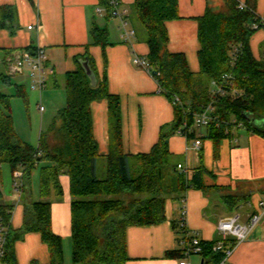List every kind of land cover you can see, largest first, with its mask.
Returning a JSON list of instances; mask_svg holds the SVG:
<instances>
[{"label": "trees", "instance_id": "16d2710c", "mask_svg": "<svg viewBox=\"0 0 264 264\" xmlns=\"http://www.w3.org/2000/svg\"><path fill=\"white\" fill-rule=\"evenodd\" d=\"M224 3L226 8L221 10L209 5L206 14L198 19L201 49L197 73L190 70L184 54L169 50L166 24L181 18L179 0H135L132 5L129 22L135 37L148 45L145 59L150 73L159 83L161 94L174 103L176 112L175 122L162 129L159 142L148 154H125L121 100L110 94L107 78L92 86L82 67L64 76L67 104L41 133L37 148L19 136L12 97L0 92V181L3 168L9 167L15 178L14 187L27 197L33 191V171L40 167L42 198L27 205L22 229L13 232L10 222L14 206L5 203L0 189V223L8 227L5 263L18 264L15 243L26 234L40 233L49 248L51 264H64L63 240L52 229L50 198L55 195L62 199L61 176L68 174L74 264H128V228L159 225L166 219L165 204L169 198H178L190 189L209 190L203 180L205 169L191 174L179 170L169 149L172 135L181 131L190 137L195 115L213 105L212 114L219 122H212L208 130L217 151L221 141L231 137L225 135V130L234 119L243 122L249 132L264 137L263 128L243 119L247 116L264 122V51L261 49V57L257 58L251 49L253 36L264 30L263 21L254 8L245 6L241 10L238 0ZM100 7L107 18H113L111 0H100ZM12 10L8 6L2 8L1 26H10L14 31L11 23H6ZM91 37L93 45L103 49L111 45L105 28L94 26ZM27 51L35 53L36 49ZM3 52L0 50V55ZM88 60L97 74L94 60L90 56ZM224 76H229L233 85L225 88V96L215 99L212 82H221ZM3 80L10 83L9 77L4 76ZM17 91L19 97L27 100L26 87H18ZM236 93L243 96L237 98ZM102 100L109 102L110 115L111 147L105 158L99 154L91 109L93 103ZM101 162L105 167L103 176L99 174ZM17 172H22L20 178L15 176ZM216 242L202 243L205 263L222 261L223 255L213 251ZM183 257L180 252V259Z\"/></svg>", "mask_w": 264, "mask_h": 264}, {"label": "crops", "instance_id": "0c3cea01", "mask_svg": "<svg viewBox=\"0 0 264 264\" xmlns=\"http://www.w3.org/2000/svg\"><path fill=\"white\" fill-rule=\"evenodd\" d=\"M122 10L131 11L135 0H121ZM241 5L252 7L264 19V0H238ZM225 9L224 0H179L180 19L166 24L169 33V50L187 57L192 72L200 71L199 22L208 6ZM13 8L6 23L1 26L2 8ZM100 0H0V50H4L3 63L18 52L43 49L53 69L48 83L64 82L67 73L77 72L82 62L90 56L95 63L97 79L108 80L111 95L121 100L123 150L128 155L151 152L159 142L162 129L175 122L174 103L160 92V86L147 70L135 65L136 57L146 58L149 47L145 41L123 39L121 21L99 14ZM102 9V8H101ZM94 26L109 32L111 45L103 49L93 45L91 31ZM31 27V28H30ZM264 30L251 40L255 57H261ZM10 53L6 55V52ZM89 61V60H88ZM96 74V75H97ZM53 85H56L54 83ZM49 84L47 85V87ZM46 89V88H45ZM44 89V90H45ZM93 131L104 158L110 154L109 102L102 100L92 104ZM61 110V109H60ZM44 132V131H42ZM190 137L181 131L169 139V149L175 164L182 165L188 173L205 169L204 184L207 192L190 189L178 198H169L165 204V221L155 226L130 227L127 230L128 264H178L181 246L179 224L186 209V224L190 234L198 232L204 243L219 239L218 224L234 215L242 224L264 211V137L248 130H233L231 137L221 141L219 149L209 136L208 128L192 127ZM197 140L201 147L195 146ZM101 165H104L101 162ZM181 171V170H180ZM22 174V172H17ZM64 195L52 200V229L62 238L63 244L71 242L72 197L70 177L61 176ZM33 190V189H32ZM5 203L14 206L10 227L19 232L25 221L27 205L41 201L40 190L25 197L15 187L3 194ZM18 264H51V254L40 233H29L15 243ZM191 264L205 263L202 255H194ZM232 264H264V216L250 232L247 240L236 249Z\"/></svg>", "mask_w": 264, "mask_h": 264}, {"label": "built area", "instance_id": "2783aa9c", "mask_svg": "<svg viewBox=\"0 0 264 264\" xmlns=\"http://www.w3.org/2000/svg\"><path fill=\"white\" fill-rule=\"evenodd\" d=\"M121 5V0H111L112 17L121 21L123 39L126 43H130L131 40L136 36V33L129 22V11L122 10ZM244 8V5H240L241 10ZM97 12L99 14H103L105 11L103 8H100ZM262 21L264 26L263 18ZM258 28L259 26H255V29ZM134 63L135 65L147 70L149 73L151 72L150 64L145 58L136 57L134 59ZM7 66L10 76H24L26 73H28L32 81V88L40 92H43L47 87L49 75L53 73V69L49 65L48 55L46 54L45 50L41 48L37 49L35 53L23 51L16 53L14 56H10L7 60ZM230 79L231 78L229 76H224L221 82H212V94L215 99L225 96V88L233 85L230 82ZM242 96V93H236L237 98H241ZM41 109L43 110V108ZM214 111V106L210 105L203 112L196 114L194 117V127L209 128L212 122H219L218 118L212 114ZM227 125L228 128L225 130L226 136H231L233 130H247L244 123L238 121L237 119H234ZM185 128H187V124H185ZM185 136L187 135L185 134ZM201 145V140H197L195 142L196 148L199 149ZM178 168L182 172L188 173V171L185 170L182 165H179ZM16 176L20 178L22 174H17ZM260 206L264 209V202H262ZM263 216L264 211L257 215H253L250 218L249 224L247 225L242 224L241 217L239 215L231 216L219 222L218 231L220 237L213 247V251L215 253H220L223 255V259L219 264H232L231 259L237 247L248 239L250 232L257 226ZM179 225V242L184 257L179 261L178 264H191L190 259L192 256L203 254V242L201 241L198 232H195L194 236L190 234L186 224L185 208L182 222ZM7 232L8 227L0 223V264H7L4 262Z\"/></svg>", "mask_w": 264, "mask_h": 264}, {"label": "rangeland", "instance_id": "374dc122", "mask_svg": "<svg viewBox=\"0 0 264 264\" xmlns=\"http://www.w3.org/2000/svg\"><path fill=\"white\" fill-rule=\"evenodd\" d=\"M261 49L263 52L264 43ZM4 76L9 77V84L4 82ZM52 77V74H50L49 78ZM57 80L60 84L63 83L61 78ZM31 83L28 73L24 76H10L8 68L3 63V55H0V92L12 97V114L19 136L25 142L37 148L42 131H46L50 127L59 110L66 106L67 99L65 89H57L53 85L55 82L50 81L49 86L43 92L34 90ZM23 86L27 90V100L18 96L17 89ZM62 88H64L63 85ZM99 174L100 176L105 175L104 165L100 164ZM14 181L15 178L10 168L4 167L3 178L0 181V189L4 194L12 190ZM39 183L40 167H37L32 174L34 193L38 192ZM64 264H74L71 242H66L64 245Z\"/></svg>", "mask_w": 264, "mask_h": 264}, {"label": "water", "instance_id": "95a60500", "mask_svg": "<svg viewBox=\"0 0 264 264\" xmlns=\"http://www.w3.org/2000/svg\"><path fill=\"white\" fill-rule=\"evenodd\" d=\"M81 64H82V69L86 72L91 85L92 86H97L98 79H97V76H96L95 72L90 67L89 61L85 60ZM154 74L156 75V73H154ZM243 119L247 120L248 122L253 123L258 128H263L264 129V122H258L256 120H252V119H250L247 116H243Z\"/></svg>", "mask_w": 264, "mask_h": 264}]
</instances>
